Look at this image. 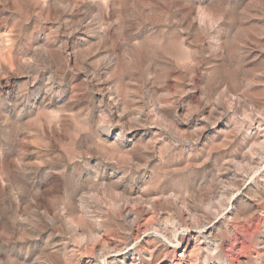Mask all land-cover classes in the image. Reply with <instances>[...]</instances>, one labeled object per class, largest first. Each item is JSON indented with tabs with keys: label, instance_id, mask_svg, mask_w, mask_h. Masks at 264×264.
Wrapping results in <instances>:
<instances>
[{
	"label": "rangeland",
	"instance_id": "rangeland-1",
	"mask_svg": "<svg viewBox=\"0 0 264 264\" xmlns=\"http://www.w3.org/2000/svg\"><path fill=\"white\" fill-rule=\"evenodd\" d=\"M255 121L264 0H0V264H186L181 201L223 223L227 262L264 260Z\"/></svg>",
	"mask_w": 264,
	"mask_h": 264
},
{
	"label": "bare ground",
	"instance_id": "bare-ground-1",
	"mask_svg": "<svg viewBox=\"0 0 264 264\" xmlns=\"http://www.w3.org/2000/svg\"><path fill=\"white\" fill-rule=\"evenodd\" d=\"M111 105H113V104H111ZM235 105L236 106H239L240 104L238 105L237 103H235ZM119 111H121V110H119ZM117 114H113V117L117 118L119 116ZM120 114H121V112H120ZM119 119H122V116L121 117L119 116ZM119 123H121V122H119ZM263 127H264L263 124H260L257 121L253 122V124L251 125L250 129L248 130V135H252L255 130H261V131L263 130L264 131V128ZM257 142H258L259 145L264 146L263 145L264 144V141L263 140H259ZM255 143L256 142H254V144ZM256 147H257V145H256ZM260 149L261 148H259L260 153H257V154L254 153L253 154L254 151H252V154L253 155L252 156L250 155L251 157L249 156V157H245L244 158V161H246L245 162V165H248L249 166V165H251V164H253V163L256 162L255 159L257 157L260 158V155H262V151L264 150L263 148H262L263 150H260ZM246 156H248V155H246ZM248 166H246V167L248 168ZM123 195H124V202H121L120 201L121 203L118 202L119 204H117L116 206H118L119 209H121V210H124V209L125 210H129L130 212H132L133 214H135L136 217H139V215H140V210L135 209V207L137 206V204L144 203L145 205H148L150 208H153V209L156 206V203L153 202L154 199H152V197L146 198L143 194H140L139 192H138V194L137 193H133V192L132 193H129V194L127 192H123ZM170 196H172V195H170ZM175 197H178V196H175ZM177 205H179V204H177ZM180 206H181V208L183 207V208H185V209L188 210V215H185L186 216L185 219L189 222L188 228H190L192 232H195V234L191 237V239L188 242V247H190L189 253L188 254H186L184 252H182L181 254L179 253L182 256V259L183 260H185V261L187 260L186 261V264H231V263L227 262V260H225L222 257V253H221V249H220V244H219L220 235L222 233L223 223L221 222L220 224H218L219 221L217 219H214L213 218V221H212V220L209 219L210 217H207V216L204 217L203 219L201 218L203 220L202 221L200 219V216H198L197 214L193 213L188 208V206L185 203H183L182 201L180 202ZM210 210H212V213L214 214V217H216L215 215H217V213H218L219 206H218V209L212 207V209H210ZM181 219L178 216H176V217H170L168 215H162L161 216V224L154 225L153 229L156 230V232H157V230H159V231L162 230V232H164V234L167 236L166 230L169 227H174V228H176V227H183L184 222ZM186 220H184L185 223H186ZM68 221L71 223V225L77 226L76 221L73 220L72 218H68ZM208 221H212V222L210 223ZM202 231H205V232H203L201 234ZM90 237H91V239L93 237H95L94 238V242H96V244L97 243H99L100 245L102 244L101 245V248L103 250H106L107 252L114 251L115 253H119L123 249L122 244H118L117 243V245H110L109 243H107V241L98 232H93V231L90 232L89 233V238ZM117 255H120V254H115L114 255V259H117L118 258ZM125 260H126V257H123V259H121V261H120L121 264H137L134 261L128 262V261H125ZM90 263H91V261H89V264ZM255 264H264V260L257 258L256 261H255Z\"/></svg>",
	"mask_w": 264,
	"mask_h": 264
}]
</instances>
